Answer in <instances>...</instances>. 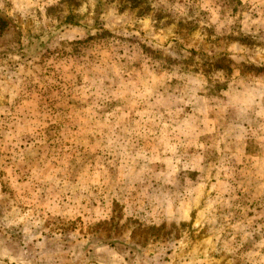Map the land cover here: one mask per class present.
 Instances as JSON below:
<instances>
[{
	"label": "rangeland",
	"instance_id": "rangeland-1",
	"mask_svg": "<svg viewBox=\"0 0 264 264\" xmlns=\"http://www.w3.org/2000/svg\"><path fill=\"white\" fill-rule=\"evenodd\" d=\"M0 264H264V0H0Z\"/></svg>",
	"mask_w": 264,
	"mask_h": 264
}]
</instances>
